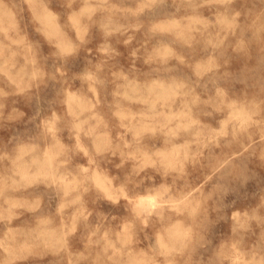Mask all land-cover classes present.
Returning <instances> with one entry per match:
<instances>
[{"label": "clouds", "instance_id": "obj_1", "mask_svg": "<svg viewBox=\"0 0 264 264\" xmlns=\"http://www.w3.org/2000/svg\"><path fill=\"white\" fill-rule=\"evenodd\" d=\"M203 4L234 6L228 34L237 46L225 65V95L196 96L185 89L162 100L145 89L141 97H122L138 114L111 129L114 153L121 155L113 180L126 190L116 200H103L90 166L71 178L63 207L33 209L23 201L32 199L28 187L35 191L39 184L24 185L25 164L55 154L57 141L44 120L59 110L34 75L31 50L51 59L56 47L36 13L46 6L76 43L77 21L93 39H102L99 26L122 16L124 8L122 0H0V264H264V0ZM96 107L64 118L94 125ZM177 111L182 115L173 118ZM133 127L147 131L135 136ZM23 144L38 151L22 160ZM177 145L187 150L165 159L162 153H173ZM63 162V156L54 159L46 171ZM188 164L190 180L183 172ZM126 165L143 176L129 179ZM27 171L37 175L38 169L33 164ZM77 196L93 211L102 204L111 227L89 229L82 221L77 227ZM45 218L49 225L41 223ZM46 227L70 235L71 251H53Z\"/></svg>", "mask_w": 264, "mask_h": 264}, {"label": "rangeland", "instance_id": "obj_2", "mask_svg": "<svg viewBox=\"0 0 264 264\" xmlns=\"http://www.w3.org/2000/svg\"><path fill=\"white\" fill-rule=\"evenodd\" d=\"M122 4V16L109 18L99 26L102 39H93L90 30L80 29L77 21L80 38L76 43L63 35L46 6L41 5L36 13L43 30L55 39L56 47L51 59L38 48L31 50L37 65L34 75L40 78L45 94L54 98L52 103L58 104L59 110L44 120L57 141L55 154H49L44 163L33 158L32 164H25L24 185L39 184L35 191L28 187L32 199L23 201L27 208L63 207L71 194V178L78 172L89 171L90 166L100 198L116 200V193L126 190L113 180L120 171L114 165L120 163L121 155L114 153L111 129L117 122H130L138 114L122 97H141L145 89L162 100L185 89L196 96L225 95L222 82L229 75L225 65L228 53L237 46L228 34L233 27L228 16L233 5L205 6L203 0H122ZM193 80L197 82L195 88ZM93 104L97 105L94 125L75 117L64 118L67 112L87 115ZM180 115L177 111L173 118ZM129 130L135 136L147 131L142 127ZM181 150L187 149L177 145L173 153L162 155L172 159ZM36 151L38 146L34 144L19 147L22 160ZM61 156L62 167L46 171ZM33 164L37 166V175L27 171ZM126 167L129 179L143 176L141 173V177H136L131 167ZM192 168L193 164L183 167L187 180L191 179ZM72 204L77 227L81 221L89 229L111 227L101 210L102 204L93 211L83 196H77ZM41 223L49 225L50 221L45 218ZM44 235L53 251L61 247L71 251L70 235L60 236L54 227H46Z\"/></svg>", "mask_w": 264, "mask_h": 264}, {"label": "bare ground", "instance_id": "obj_3", "mask_svg": "<svg viewBox=\"0 0 264 264\" xmlns=\"http://www.w3.org/2000/svg\"><path fill=\"white\" fill-rule=\"evenodd\" d=\"M123 192V191H122Z\"/></svg>", "mask_w": 264, "mask_h": 264}]
</instances>
